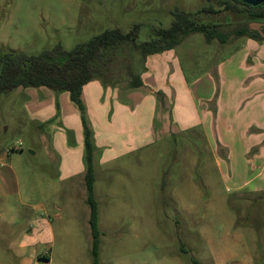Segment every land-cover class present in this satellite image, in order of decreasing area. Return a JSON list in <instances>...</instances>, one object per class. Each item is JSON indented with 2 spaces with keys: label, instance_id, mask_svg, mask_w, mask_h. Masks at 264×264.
<instances>
[{
  "label": "rangeland",
  "instance_id": "obj_1",
  "mask_svg": "<svg viewBox=\"0 0 264 264\" xmlns=\"http://www.w3.org/2000/svg\"><path fill=\"white\" fill-rule=\"evenodd\" d=\"M218 1L0 0V51H69L135 24L140 44L175 9L227 34L144 59L127 50L117 77L85 86L98 264H264V19ZM83 139L66 92L0 95V264H91Z\"/></svg>",
  "mask_w": 264,
  "mask_h": 264
},
{
  "label": "trees",
  "instance_id": "obj_2",
  "mask_svg": "<svg viewBox=\"0 0 264 264\" xmlns=\"http://www.w3.org/2000/svg\"><path fill=\"white\" fill-rule=\"evenodd\" d=\"M218 4L223 11L243 17L247 23H258L260 19H264V0H221ZM202 13L212 14L214 11L210 7H202L195 14ZM170 14L172 20L168 28H152L153 38L140 44L136 43L140 25L135 24L127 32L117 28L104 30L88 41L76 44L69 51L64 50L60 44L37 55L0 51V95L19 87L66 92L80 113L86 162L84 184L92 239L89 252L91 264H98L100 231L97 227L93 191L95 176L92 166L91 132L85 122V107L81 100L83 87L97 77L105 80L117 77V70L124 68L121 63L127 50V53L137 51L144 59L174 48L184 37L193 33L203 34L206 42L217 40L223 44L227 39V34L218 31L217 24H199L192 19L194 14L177 9L172 10ZM234 34L248 36L253 40L259 38L256 32H249L247 27L236 29ZM129 76L132 88L143 85L139 74L129 73ZM192 263L199 264L196 260H192Z\"/></svg>",
  "mask_w": 264,
  "mask_h": 264
},
{
  "label": "crops",
  "instance_id": "obj_3",
  "mask_svg": "<svg viewBox=\"0 0 264 264\" xmlns=\"http://www.w3.org/2000/svg\"><path fill=\"white\" fill-rule=\"evenodd\" d=\"M260 24L262 25V24H264V23H261V22H260ZM86 85H87V84H86ZM86 85H85V86H86ZM85 86H84L83 89H82L81 100H82V94H83V92H84V88H85ZM97 87H98V86H97ZM99 87H100V86H99ZM99 87H98V88H99ZM82 102H83V101H82ZM11 248H12V242L8 245V249L11 250ZM12 254H13V253H12ZM41 258L47 260V259H48V256H47V254H44V255L41 256Z\"/></svg>",
  "mask_w": 264,
  "mask_h": 264
}]
</instances>
